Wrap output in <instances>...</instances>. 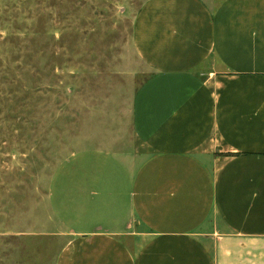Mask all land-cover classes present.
Segmentation results:
<instances>
[{
  "label": "crops",
  "instance_id": "obj_1",
  "mask_svg": "<svg viewBox=\"0 0 264 264\" xmlns=\"http://www.w3.org/2000/svg\"><path fill=\"white\" fill-rule=\"evenodd\" d=\"M133 45L135 146L53 180L55 264H264V0H149Z\"/></svg>",
  "mask_w": 264,
  "mask_h": 264
},
{
  "label": "rangeland",
  "instance_id": "obj_2",
  "mask_svg": "<svg viewBox=\"0 0 264 264\" xmlns=\"http://www.w3.org/2000/svg\"><path fill=\"white\" fill-rule=\"evenodd\" d=\"M148 1L0 0V264H55L73 235L53 180L79 153L135 146L150 72L133 28Z\"/></svg>",
  "mask_w": 264,
  "mask_h": 264
}]
</instances>
